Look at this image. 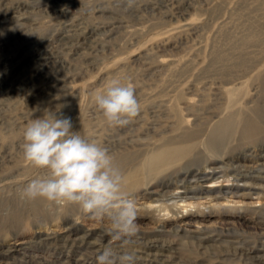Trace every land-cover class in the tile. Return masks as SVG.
<instances>
[{
    "label": "rangeland",
    "instance_id": "1",
    "mask_svg": "<svg viewBox=\"0 0 264 264\" xmlns=\"http://www.w3.org/2000/svg\"><path fill=\"white\" fill-rule=\"evenodd\" d=\"M113 78L141 105L125 127H109L92 100ZM263 85L264 0H0V264H97L105 246L134 264H264V179H234L264 168V125L252 139L239 120L263 103ZM49 111L114 159L136 155L120 168L138 206L130 243L74 205L21 197L47 174L23 159L22 133ZM229 113L228 146L212 154L203 139ZM165 139L198 145L128 181Z\"/></svg>",
    "mask_w": 264,
    "mask_h": 264
},
{
    "label": "clouds",
    "instance_id": "2",
    "mask_svg": "<svg viewBox=\"0 0 264 264\" xmlns=\"http://www.w3.org/2000/svg\"><path fill=\"white\" fill-rule=\"evenodd\" d=\"M92 100L109 127H125L141 111L135 87L118 78L109 80ZM22 137L23 159L47 173L31 179L22 198L74 205L93 219H106L105 233L113 241L131 242L139 232L138 206L124 191L123 173L107 148L75 130L70 118L51 111L27 124ZM96 260L97 264H134V255L105 246Z\"/></svg>",
    "mask_w": 264,
    "mask_h": 264
},
{
    "label": "bare ground",
    "instance_id": "3",
    "mask_svg": "<svg viewBox=\"0 0 264 264\" xmlns=\"http://www.w3.org/2000/svg\"><path fill=\"white\" fill-rule=\"evenodd\" d=\"M255 36V35H254ZM239 53V52H238ZM255 54V53H254ZM242 55V54H241ZM217 56V54H216ZM240 57V55H238ZM243 58V57H242ZM247 58V57H246ZM218 59V58H217ZM245 59V58H244ZM209 60V59H208ZM221 61V60H218ZM217 62V61H216ZM245 62V61H244ZM225 64V63H224ZM246 64V63H244ZM262 65V64H261ZM225 68V67H224ZM245 68V67H244ZM233 92H231L232 94ZM255 102V101H254ZM253 102V103H254ZM260 102V101H259ZM262 104L261 102L256 104L254 107H252L253 109L250 111L251 114L247 115L245 118L243 116L239 117V120L241 122V120L245 122V126L243 127V129L240 131V133L246 135V136H250L253 138H255V134L258 133V129L260 127V125H264V85H263V92H262ZM254 105V104H253ZM250 107V105H248ZM223 115V114H222ZM224 117V116H223ZM238 118V117H237ZM235 120V116H233L232 114H228L227 116H225L223 118V120L217 122L216 124H214L209 132L208 135H206L207 137L204 140V146L206 149H208L209 151H211V153H217L218 152V148L219 146H221V144H223L225 146V144L223 143L224 139L226 140L228 138V135L231 131V128L233 127V123ZM179 126V125H178ZM242 126V125H241ZM180 128V127H179ZM178 128V129H179ZM182 128V127H181ZM183 128H186L183 126ZM240 128V127H239ZM199 130V129H198ZM263 133V132H262ZM261 133V134H262ZM176 134V133H175ZM232 134V133H231ZM234 134V133H233ZM172 135V134H171ZM205 135V134H204ZM180 137H182V139H187V140H191V138H193L195 136V131L194 130H182L181 134L179 135ZM230 136V135H229ZM233 136V135H232ZM176 137V136H175ZM174 137V138H175ZM236 138V136H233ZM200 138V137H199ZM231 139V138H230ZM230 139L228 141H230ZM234 139V138H233ZM166 140V139H165ZM185 140V141H187ZM202 140V141H203ZM248 140V139H247ZM181 141V140H180ZM235 140H233L234 142ZM259 141V140H258ZM246 142V141H245ZM173 140L168 139L165 142L162 143L161 148H157V149H153L151 150L149 153H145L146 155L143 156L142 161L137 164L136 166H132L127 173H125L126 175V179L128 181H132L134 180V178H136V174L141 171L143 174H146V176L149 175H157L160 172H162L163 170H165L168 166L170 167L171 165H174L175 162H177L178 160L182 159V158H187L189 157V155L191 154V152L196 149L198 143L196 141H189L187 143H183L182 145H173ZM251 143V142H249ZM241 144V143H240ZM247 144V142H246ZM223 146V147H224ZM228 146V145H226ZM225 146V148H226ZM232 147V146H231ZM230 147V148H231ZM221 149V148H220ZM228 149V148H227ZM225 150V149H223ZM147 152V151H146ZM198 152V151H197ZM212 153V154H213ZM264 153V152H263ZM208 154V153H207ZM225 155V153L223 154ZM261 155V154H260ZM203 156V155H202ZM259 156V155H258ZM263 156V155H262ZM261 156V157H262ZM134 157H136L135 154H123L118 156L117 158L114 159V162L116 164L117 167L121 168L122 166H124V164H127L131 161L134 160ZM212 159V158H211ZM262 159V158H261ZM197 160V158H196ZM233 160V159H232ZM211 161V160H210ZM214 161V160H213ZM202 162V161H201ZM228 162V161H227ZM230 162V161H229ZM218 163V162H217ZM241 163V162H240ZM239 163V164H240ZM259 163V162H258ZM261 163V161H260ZM259 163V164H260ZM184 164V163H183ZM238 164V165H239ZM246 164V163H245ZM258 164V165H259ZM262 164V163H261ZM233 165V164H232ZM247 165V164H246ZM252 165V164H251ZM183 166V165H181ZM250 166V165H249ZM254 166V165H253ZM252 166V167H253ZM225 167V166H224ZM172 168V166L170 167ZM237 168V167H236ZM257 171L253 172V171H247V172H239L237 169H235L234 174H235V178L236 180L239 181H244V183H246L248 181L252 182L250 179L252 178H257L259 180H263L264 179V168L262 169L261 167H257ZM176 169V168H175ZM181 169V168H180ZM226 169V167H225ZM243 169V168H242ZM254 169V168H253ZM256 169V168H255ZM223 170V169H222ZM175 171V170H174ZM141 173V174H142ZM180 173V172H179ZM198 173V172H197ZM220 173V172H219ZM228 173V172H227ZM213 174V173H212ZM150 176V177H151ZM206 177V176H205ZM204 177V178H205ZM146 178V177H145ZM214 178V177H213ZM232 178V177H231ZM153 179H155L153 177ZM194 179V178H193ZM196 179V178H195ZM216 179V178H215ZM203 180V178H202ZM214 180V179H212ZM157 181V180H156ZM238 181V183H239ZM141 182V181H140ZM184 182V181H183ZM189 182V180H188ZM194 182V181H193ZM241 183V182H240ZM254 183V182H253ZM142 185V184H141ZM244 185V184H243ZM252 185V184H251ZM255 185V184H254ZM253 185V186H254ZM260 185L262 187H264V184H257V186ZM189 186V185H188ZM252 186V187H253ZM256 186V187H257ZM159 189V188H157ZM168 189V188H167ZM163 190V189H162ZM165 191V189H164ZM172 190H170L171 192ZM190 192V191H189ZM162 194V193H161ZM174 193H170L169 194V199L173 196ZM177 194V193H176ZM176 196V195H174ZM179 196V194H178ZM42 198H37L35 200V205L36 207L39 206V204H41ZM172 200V199H171ZM173 201L174 198H173ZM151 202V201H150ZM221 203V202H220ZM211 228V227H210ZM82 238V237H80ZM151 240V239H148ZM137 241V240H136ZM154 241V240H153ZM167 245V244H166ZM149 246V245H147ZM168 246V245H167ZM157 247V246H156Z\"/></svg>",
    "mask_w": 264,
    "mask_h": 264
}]
</instances>
